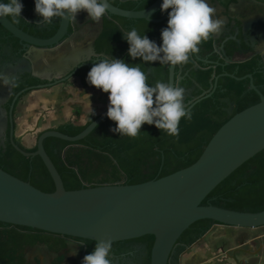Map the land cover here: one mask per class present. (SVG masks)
Returning a JSON list of instances; mask_svg holds the SVG:
<instances>
[{
	"label": "water",
	"instance_id": "1",
	"mask_svg": "<svg viewBox=\"0 0 264 264\" xmlns=\"http://www.w3.org/2000/svg\"><path fill=\"white\" fill-rule=\"evenodd\" d=\"M107 15L127 19H145L159 22L168 18L153 19L163 0H155L141 10H128L111 4ZM110 19V17H108ZM72 20L60 19L56 32L47 39L36 38L17 26L9 18H0V25L21 43L29 46L27 59L33 64L43 58L46 48L58 46L68 34ZM82 49L70 50L66 55L50 60L45 73L36 75L51 80L52 70L57 75L64 68L80 62ZM108 58L111 55H106ZM13 62H17L13 59ZM13 62L0 65V145L6 128L9 140L22 155H38L47 168L55 190L44 192L0 168V221L12 225L25 226L64 236L113 242L153 235L150 251V264H168L176 241L192 223L210 219L217 224L213 228L254 231L264 226V209L251 213L206 204L202 200L223 179L242 163L264 149V96L252 84L251 88L259 95V101L228 119L210 138L199 158L191 165L171 174L137 184H125V178L113 184L86 186L75 190L64 188L61 176L43 147V140L56 137L75 142L85 138L102 120L107 118L108 93L82 88L76 80L50 89L33 90L46 85L25 87L12 98L8 110L3 107L10 95V85L17 75ZM168 82L177 86L176 65L166 64ZM51 74V75H50ZM69 75L60 77L64 81ZM232 76V75H229ZM243 78V77H241ZM53 81L52 84L59 82ZM217 77L213 84L216 86ZM188 92H184L186 94ZM208 93L206 97L210 96ZM200 99L189 102L190 109ZM184 104V99H183ZM15 113L13 117V111ZM97 115L82 131L70 136L55 128L64 122L82 125L88 116ZM15 118V119H14ZM41 132V133H40ZM40 133V134H39ZM39 134V135H38ZM38 135V137H37ZM16 137L22 145L36 150H22L14 141ZM37 137V139H36ZM210 231V230H209ZM209 231L192 246L180 251L178 257L193 250ZM144 255L143 247L134 244ZM75 252V254H73ZM84 250L80 243L69 242L65 250L66 264H82ZM30 257L39 256L41 264H47L54 257L44 247H35ZM236 264H239L236 261Z\"/></svg>",
	"mask_w": 264,
	"mask_h": 264
},
{
	"label": "trees",
	"instance_id": "2",
	"mask_svg": "<svg viewBox=\"0 0 264 264\" xmlns=\"http://www.w3.org/2000/svg\"><path fill=\"white\" fill-rule=\"evenodd\" d=\"M111 4L128 10H141L155 0H108ZM170 11V9L168 10ZM167 11H157L152 17H161ZM167 19L154 23L145 19H127L115 15L110 20L105 18L104 28L98 37L100 43H112L109 53L117 52L115 58L123 59L129 65L141 64V70L148 75L147 83L155 86L157 81L168 82V68L166 64L154 62L144 64L141 59L133 60L128 55L129 45L123 34L133 27L139 34L147 35L157 45L162 44L161 30L167 27ZM7 31L0 25V39ZM11 37L15 48L18 39ZM213 37L202 41L197 47L198 52L190 54L188 63L176 65L175 80L179 87L191 88L184 103L196 102L189 110L192 119L182 118L179 124V136H170L155 125L144 124L138 137L131 138L119 135L112 131L115 122L108 118L102 120L85 138L69 142L56 137H47L43 140V147L61 176L66 190L80 189L86 186L113 184L122 181L125 184H137L171 174L179 169L194 163L203 152L206 144L213 134L234 114L259 101L258 95L253 90H247V79H237L244 71L234 73V77L221 73L225 70L220 66L207 63L205 59H217L213 49ZM237 64L231 65L233 69ZM229 68H226L227 70ZM217 77L216 86L213 84ZM27 79V78H26ZM19 81L13 86L8 100L3 107L7 111L13 96L24 87L33 83L32 77ZM84 87L94 86L82 80ZM259 88V86H258ZM260 92L264 96V90ZM25 91L22 96L30 92ZM102 91V90H99ZM204 93V94H203ZM208 93L210 96L206 97ZM231 103V107H229ZM186 107L189 104L185 105ZM15 108L13 111V117ZM98 115V114H97ZM97 115L88 116L86 122L77 125L64 122L55 128L66 135H76L82 131ZM15 119V118H14ZM41 133V132H40ZM39 133V134H40ZM38 134V135H39ZM37 135V137H38ZM36 137V139H37ZM15 143L24 151L36 150V143L28 148L14 137ZM0 168L11 175L29 182L34 187L44 192H53L55 186L42 159L38 156H24L10 143L9 128L7 125L4 139L0 145ZM202 205L212 204L243 212H259L264 209V149L242 163L225 179H223L202 200ZM217 224L210 219H201L186 228L176 241L168 264H180L178 253L200 240L213 225ZM18 226V225H17ZM31 232L29 246L41 245L49 252L60 253L68 248L69 242L82 244L83 257L94 250L95 242L71 236L42 231L35 228L18 226ZM154 241L153 235H144L139 238L112 243L110 254L111 264L117 257L119 260L126 258L127 251L134 244L139 243L144 250L142 264H150V251ZM62 256L52 259L50 264H60Z\"/></svg>",
	"mask_w": 264,
	"mask_h": 264
},
{
	"label": "clouds",
	"instance_id": "3",
	"mask_svg": "<svg viewBox=\"0 0 264 264\" xmlns=\"http://www.w3.org/2000/svg\"><path fill=\"white\" fill-rule=\"evenodd\" d=\"M22 10L21 0L0 2V18L10 17L19 23L23 19ZM82 11L98 23L109 11L108 0H35V13L41 17L37 25L42 27L51 25L54 18L75 21ZM165 11L168 20L167 27L161 30V45L139 34L134 27L122 35L133 60L139 58L144 64H186L190 54L199 51L197 46L217 33L222 24L214 18L215 8L206 0H163L161 12ZM140 65L102 55L87 74L90 85L109 94L106 115L115 122L112 131L136 138L142 125L154 124L168 135L178 137L181 119H192V112L183 104L185 90L162 81L149 86V74ZM111 252L112 241L99 240L94 250L83 257L82 264H111Z\"/></svg>",
	"mask_w": 264,
	"mask_h": 264
},
{
	"label": "flooded vegetation",
	"instance_id": "4",
	"mask_svg": "<svg viewBox=\"0 0 264 264\" xmlns=\"http://www.w3.org/2000/svg\"><path fill=\"white\" fill-rule=\"evenodd\" d=\"M0 2H6V0H0ZM206 2L215 8L214 18L221 20L222 24L219 31L212 35L214 40L213 49L217 54V59H205L204 61L212 63L214 66H220L225 70L221 74L225 76L232 75L230 77H234L233 74L238 73L240 71L239 67L242 65L241 71H244V73L236 78L247 79V90L250 91L253 89L251 88L249 75L251 76L252 84L257 90L259 92V88L264 90V0H206ZM21 3L23 4V10L21 12V17L23 19H21L19 23H14L23 31L36 38H50L57 30L60 18H54L52 24L49 26H39L37 24L41 20V17L37 16L35 13V0H21ZM110 16L111 15H105L97 23L90 20L86 12H80L76 16L73 24L69 25L68 34L63 37L60 44L52 48H46L43 58L37 60L34 64L27 59V50L29 46L18 40V47L16 49L12 43L13 40L11 41L10 36L12 35L8 31L7 33L4 32V35L1 37L2 39H0V65L6 62H13V59H15L17 62H13L12 66L14 68H18V65L22 67L16 71L17 75L10 85V89L12 90L13 86L19 81L26 78L28 79V76H30L32 77L33 83L27 87L46 85L43 88L30 89L31 91L50 89L55 86L66 84L73 79L76 80L82 88L96 90L91 86L84 87L82 85V80L88 82L87 74L93 66V63L100 56L111 55L109 59L117 56V52L114 54L108 52V50L112 49V43L103 44L98 42V37L104 28V20L105 18L110 20L108 19ZM163 16L152 18L159 19ZM9 19L12 21L10 17ZM74 49L83 50L79 54V63L77 62L75 65H70L69 68L62 69L63 73L56 77H54V75H57V71L55 69L52 70V75L50 74V77H52L51 80L41 79L36 76L45 73V69L49 67L50 60H54L56 57L64 54L66 55L70 50ZM233 64H237V66L233 69L229 68ZM226 68L229 69L227 70ZM232 71L234 73H232ZM67 75L69 76L64 81H59L60 77H65ZM181 79L182 77H180V80ZM55 80L59 82L52 84ZM183 89L185 90L184 92H189L192 87ZM253 91L257 94L255 90ZM187 95L188 93L184 94V100ZM189 102L190 100L184 103V105ZM229 107H231V103H229ZM29 240H31L30 231L21 229L17 225L0 221V264H41L40 257H30L29 252L35 247L44 246H29ZM44 248L46 249V247ZM49 253L54 254L53 258L62 256L60 264H66L64 262L65 251L60 253ZM127 255L128 256L122 260L116 257L114 263L142 264L143 255H140V249H137L134 245L128 249ZM51 261L47 264H50ZM76 263L77 261L70 264Z\"/></svg>",
	"mask_w": 264,
	"mask_h": 264
},
{
	"label": "rangeland",
	"instance_id": "5",
	"mask_svg": "<svg viewBox=\"0 0 264 264\" xmlns=\"http://www.w3.org/2000/svg\"><path fill=\"white\" fill-rule=\"evenodd\" d=\"M210 231L193 249L199 255L192 261L189 255L193 250H189L178 257L180 264H236L233 257L237 261H244V264L264 262V250L259 248L264 241V226L254 231L213 227ZM213 235L214 238H211ZM240 241H244L240 247L242 250L236 252L233 249Z\"/></svg>",
	"mask_w": 264,
	"mask_h": 264
},
{
	"label": "crops",
	"instance_id": "6",
	"mask_svg": "<svg viewBox=\"0 0 264 264\" xmlns=\"http://www.w3.org/2000/svg\"><path fill=\"white\" fill-rule=\"evenodd\" d=\"M211 230V229H210ZM209 233H211V231H209ZM208 233V234H209ZM211 238H214V235L213 236H211ZM210 238V239H211ZM260 240V239H259ZM262 240H264V239H262ZM244 244V241H240L235 247H234V251H236V252H241V245H243ZM259 248L260 249H263L264 250V241H263V243H261L260 245H259ZM199 255V253L196 251V250H193V252H192V254L191 255H189V259H195L197 256ZM256 255H258V254H256ZM255 255V256H256ZM233 259H234V261L236 260L234 257H233ZM192 260V261H193ZM237 261V260H236ZM246 262V261H245ZM236 263V262H235ZM238 263L239 264H244V261L243 262H240V261H238ZM256 264H264V262H262V261H259V262H257Z\"/></svg>",
	"mask_w": 264,
	"mask_h": 264
}]
</instances>
